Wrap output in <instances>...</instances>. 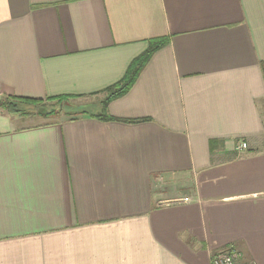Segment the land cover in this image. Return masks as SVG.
Returning a JSON list of instances; mask_svg holds the SVG:
<instances>
[{
	"label": "crops",
	"instance_id": "0c3cea01",
	"mask_svg": "<svg viewBox=\"0 0 264 264\" xmlns=\"http://www.w3.org/2000/svg\"><path fill=\"white\" fill-rule=\"evenodd\" d=\"M61 96L0 108V264H264V0H0V102Z\"/></svg>",
	"mask_w": 264,
	"mask_h": 264
},
{
	"label": "trees",
	"instance_id": "16d2710c",
	"mask_svg": "<svg viewBox=\"0 0 264 264\" xmlns=\"http://www.w3.org/2000/svg\"><path fill=\"white\" fill-rule=\"evenodd\" d=\"M167 44L168 39H154L149 42V49L147 52L133 61L121 83L107 91L109 96L103 104L104 111L112 100L120 98L130 91L152 55ZM76 99V97L70 96L48 98L45 100L8 98L0 102V108L15 115L58 118L61 113H64V104ZM57 105L59 109H57ZM66 113L68 114V112ZM84 116L95 117V113H90L85 109H79V111L74 114V118L70 120H75Z\"/></svg>",
	"mask_w": 264,
	"mask_h": 264
},
{
	"label": "rangeland",
	"instance_id": "374dc122",
	"mask_svg": "<svg viewBox=\"0 0 264 264\" xmlns=\"http://www.w3.org/2000/svg\"><path fill=\"white\" fill-rule=\"evenodd\" d=\"M83 107V108H82ZM95 105L92 104L91 101H81L79 99L72 100L68 103L64 104L63 112L61 113L58 118H32L33 120H30V123H40V122H61L66 121L74 118V114L79 111V109H85L86 111L90 113H95ZM68 108V109H67ZM57 109H59V106L57 105ZM68 112V114L66 113ZM86 117V116H84ZM88 117V116H87Z\"/></svg>",
	"mask_w": 264,
	"mask_h": 264
},
{
	"label": "built area",
	"instance_id": "2783aa9c",
	"mask_svg": "<svg viewBox=\"0 0 264 264\" xmlns=\"http://www.w3.org/2000/svg\"><path fill=\"white\" fill-rule=\"evenodd\" d=\"M247 149L246 143H241L237 151L241 152ZM240 253L234 249H228L216 254L213 257L212 264H239Z\"/></svg>",
	"mask_w": 264,
	"mask_h": 264
}]
</instances>
